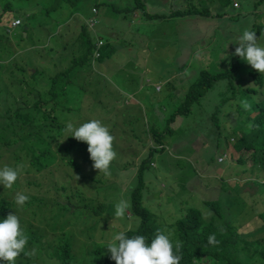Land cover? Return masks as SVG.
<instances>
[{"label": "rangeland", "instance_id": "1", "mask_svg": "<svg viewBox=\"0 0 264 264\" xmlns=\"http://www.w3.org/2000/svg\"><path fill=\"white\" fill-rule=\"evenodd\" d=\"M26 1L27 5L20 11L26 16L29 14L36 27L29 36L25 33L19 39L18 34L28 27L12 25L18 19L23 24L24 18L12 12L4 13L6 2L0 0V64L11 62L8 66H12L9 70L0 66V87L15 78L20 67L26 64L28 70L41 72L36 79L39 87L44 88L47 77L62 70L61 64L53 66L59 63L57 53L61 45L58 43L66 42L69 58L74 59L84 54V41L91 40L94 47H90L89 59L70 75L76 84L72 87L81 86L83 93L67 105L70 112L65 122L72 120L79 126L89 120H100L115 137L113 147L117 157L109 177L93 169L91 159L84 160L82 155L65 156L53 143L48 147L53 156L50 160L44 159L40 171L30 168L23 157L21 163H16L8 151H1L0 168H19L20 175L15 188L7 189L0 184V197L7 195L14 203L11 212H16L23 230L29 231L36 240L42 239L41 245L52 247L57 246L58 238L67 231L73 239L71 251L75 254L79 246L90 248L94 240L107 250L106 244L126 229V223L130 227L139 222L138 218L118 220L105 214L120 200L130 201L128 191L135 177L129 176L126 168L137 171L142 157L154 145L148 131L155 126L165 131L163 141L171 149L157 154L151 164L154 173L147 178L151 186L146 193L148 202L144 198V207L172 223L186 207L200 209L208 217L216 212L205 206L206 202H216L220 196L228 204L232 198L230 210L236 218L233 225L241 228L249 221L248 227L261 228L257 215L264 212V193L251 182L256 179L264 183L263 174L259 173L262 168L258 163L252 165L251 158L242 164L231 161V152L237 158L233 149L234 125L240 117L239 96L231 92L229 95L228 81L215 82L205 96L192 104L191 113L176 115L170 122L168 118L184 105L201 71L211 75L227 71L236 58L233 53L238 44L235 42L243 31L256 32L257 25L264 26V0H193L202 13L212 11L214 6L215 14L220 15L214 21L197 19V14L185 21L162 17L176 7L181 8L182 0L168 4L161 0H90L81 11L74 7L78 4L69 6L65 1L60 5L61 10L56 9L55 0ZM235 2L239 8L234 7ZM18 9L15 6L14 11ZM151 15L162 19L155 17L154 20ZM6 19L9 20L6 22ZM262 30L256 35L258 44L264 47ZM238 63L244 65L245 61L239 58ZM240 84L242 88L255 86L242 80ZM219 104L221 108L217 109ZM168 129L173 133L169 134ZM240 132L237 129L235 134ZM32 181L38 185H27ZM21 184H24L23 191ZM179 184L186 188L180 197L176 194ZM62 185L66 190L60 189ZM17 192L33 194L43 202L17 211L19 207L14 202ZM157 193L161 194L154 196ZM174 201L182 203L175 207ZM106 203L109 210L103 213L104 217L96 218L95 238L86 240L88 236L83 224L76 220L81 219L76 211L97 209ZM59 204H66L71 210L60 213ZM224 207L228 209L227 205ZM88 224L95 225L94 221ZM166 233L172 234V229ZM48 257L36 258L31 264H41ZM210 261L213 262L212 258ZM18 262L27 261L19 256ZM202 263L209 264L206 260L197 264Z\"/></svg>", "mask_w": 264, "mask_h": 264}, {"label": "trees", "instance_id": "2", "mask_svg": "<svg viewBox=\"0 0 264 264\" xmlns=\"http://www.w3.org/2000/svg\"><path fill=\"white\" fill-rule=\"evenodd\" d=\"M3 1L6 2L4 13L12 12L15 16H22L24 22L22 24L21 20V26L28 27L21 30L18 38L23 39L25 33L27 34L26 36H29L36 26L31 21L33 18H28L29 14L26 16L24 14L25 12L22 13L20 11L23 6L27 5V1ZM55 1L57 4L56 9L61 10V3L66 2L69 6H72L71 4H78V6L74 7L77 11H81L82 7H85L90 0ZM180 4H182L181 8L176 7L175 11L173 10L171 18L202 14L195 7L193 0H182ZM260 4L258 3V5ZM15 6H18V12L14 11ZM98 6L96 7L98 8ZM51 11L55 10L53 9ZM150 17L152 19L155 17L162 19L160 16L151 15ZM8 20L6 19V22ZM263 28L264 26L257 25L256 33H261ZM77 41H79V38ZM58 44L61 45L60 51L57 53V62L59 63L53 66L56 67L61 64L59 67L62 70L54 76L47 77L44 88L39 87L36 79L41 72L39 70H28L25 66L26 64L20 67L15 78H12L7 84L0 87V157L1 153H3L1 151L5 149L16 163H21L23 157L25 161L29 162L30 168H35L38 171L41 170L44 159L50 160V157L53 156L48 151V147L52 143L55 149L63 152L61 154L65 156L75 158L82 155L84 160L90 159L87 144L85 142H78L71 136L65 138L66 133L64 129L67 125L65 120L67 121L68 119L66 114L70 112V110H67V105L69 107V104L75 102L77 96L83 93L80 88L81 86L76 89L72 87L76 84L70 75L73 72H77L78 66H81V64L85 63V60L89 59V55L91 54L90 47H94V44H91V40L89 39L84 41V54L74 59L69 58L66 42ZM17 58H20V56H16ZM238 59L239 57L236 56L229 65V69L217 75H211L205 71H201L195 84L189 89L184 105L172 112L168 118V122L173 120L176 115H187L191 113L192 104L198 102L201 97L205 96L206 92L212 89L215 82L227 80L230 90L229 95L239 96L237 112L240 118L237 120L238 124L234 125L236 141L233 144L237 158L234 159V154L232 155L231 152V161L235 160L238 164H242L247 158H251L253 161L252 165L258 163L261 166L262 170L259 173L263 174L262 177L264 178V74L253 70L246 61L244 65L239 64ZM9 64L5 65L1 63L0 66L5 70H9L12 67L8 66ZM241 80L248 83V85H250L249 82L253 83L255 86L242 88L240 84ZM260 90H262L261 93H259ZM252 94H256L257 97L253 98ZM260 96L263 98H260ZM243 101H247L250 105L248 109L243 107ZM219 108H221L220 104L217 106V109ZM234 119L237 118L235 117ZM69 122L74 127H78L72 120H69ZM237 129L241 130L239 134H235ZM148 132L151 134L152 140H154V145L150 146L149 150L142 157L136 172L134 169L126 168L129 176L133 174L135 177L128 191L130 195V207L127 209L124 218L116 219L127 221L133 220L134 218L139 219L138 223L130 227L126 223V229L124 230L126 235L129 237L143 235L148 238V242L150 243L158 229L164 232L172 229L171 239L173 243L176 240L183 242L180 264H197L203 260H206L209 264H264V212L259 213L257 215L259 217L255 216L262 222V226L260 229L254 230L248 227L250 225L249 221L241 228H236L233 225L236 218L231 215L230 206L233 204L232 198L228 204H225L222 200L223 198L220 196L216 202H206L205 206L207 205L216 212L215 215L210 216L209 214L208 217H205L200 209L192 210L186 207L177 218L173 219L172 223L166 222L167 218L162 219L144 207V198L146 200V193L150 190L149 187L151 186L147 182V178L152 172L154 173L151 164L156 160L157 154L166 152L167 150L170 151L171 149L166 147L163 141L166 135L165 131L155 126L150 127ZM168 133H173V130L168 129ZM146 145H149L148 140L146 141ZM223 159L220 158V160ZM115 161L116 159L111 162L110 171ZM251 184L258 187L261 193H264V183H258L254 179ZM27 185L38 184L36 181H32L27 183ZM14 186L13 188H15ZM23 186L24 184H21L22 191ZM179 186L180 190L176 194L180 197L186 192V188L180 184ZM60 189L66 190V187L62 185ZM24 194L29 196V200L22 209L33 208L36 204L40 206L43 202V199L34 197L33 194ZM159 194L161 193H157L154 196L157 197ZM64 199L69 201L68 196H64ZM146 202L148 201L146 200ZM173 203L175 207H178L182 201L178 203L174 201ZM224 205L228 206L227 210H225ZM155 206L158 207L157 205ZM11 208H14V203L10 202L7 195L1 196L0 221L6 219L7 215L11 212ZM158 208L160 209V207ZM20 209L18 208L17 211ZM59 210L60 213H63L64 211H70L71 208L66 204H59ZM80 210L76 212L81 219L77 218L76 220L80 224H83L85 234L88 236L86 240H92L95 238L94 234L97 231L95 228L98 224L96 218L104 217L103 213L109 210V206L106 203V205H101L97 209L91 208L89 210L87 208L86 210ZM110 210L112 211L105 214L106 216H114L115 206L111 207ZM31 213L35 214L33 211ZM91 221L95 223L92 227L88 224ZM56 223L57 220L54 221V225ZM24 232L29 237L26 250L34 248L37 253L32 258L21 254L20 256L27 261L25 264H31L36 258H41L46 255L49 257L44 259L41 264H115V261L110 259L108 250H104V245L98 243L97 240H94V245L90 248L84 245L79 246L78 254H75V252L71 251L73 239L67 235V231L63 232L60 236L61 238H58L56 247L43 246L41 245L42 239L36 240L29 234V231L24 230ZM213 233L219 241V244L215 246L208 243V236ZM50 250L52 251L51 253ZM210 258H212L213 262L210 261ZM17 264H23V262H18Z\"/></svg>", "mask_w": 264, "mask_h": 264}, {"label": "clouds", "instance_id": "3", "mask_svg": "<svg viewBox=\"0 0 264 264\" xmlns=\"http://www.w3.org/2000/svg\"><path fill=\"white\" fill-rule=\"evenodd\" d=\"M233 55L246 61L248 65L260 74H264V47L258 44L256 32L244 30L238 41ZM242 105L248 109L250 105L243 101ZM66 137H74L78 142L87 144V151L92 160V168L111 176L110 165L117 157L113 142L115 137L110 134L109 128L100 120H89L78 127L68 123L64 129ZM20 175L19 168L4 166L0 168V184L4 188L11 189ZM29 200V196L23 192H17L14 198L15 205L22 208ZM130 204L126 200H120L115 205V218H124ZM171 233L157 230L151 242L143 235L127 236L125 231L116 233L106 244L110 253V259L115 264H180L182 259L183 242L176 240L173 243ZM29 237L21 227L20 218L10 212L6 219L0 221V264H16L17 258L23 254L32 258L36 250H26ZM210 245H217L219 241L215 234L208 236Z\"/></svg>", "mask_w": 264, "mask_h": 264}, {"label": "crops", "instance_id": "4", "mask_svg": "<svg viewBox=\"0 0 264 264\" xmlns=\"http://www.w3.org/2000/svg\"><path fill=\"white\" fill-rule=\"evenodd\" d=\"M171 1L173 0H161V2H163L164 4H168L170 3ZM236 8V7H235ZM238 8H239V4H238ZM212 11L211 10H208V11H204L201 15L198 14L196 16L197 19H202V20H216V17L219 18L220 15H216L215 14V8L214 6L212 5ZM173 12L169 13V15L167 16H162L164 19H171V15H172ZM153 16H156V15H153ZM188 18H193V16H186V17H177L176 20H182V21H185L187 20ZM155 20V18H153ZM194 19V18H193ZM203 47H206V43H204Z\"/></svg>", "mask_w": 264, "mask_h": 264}, {"label": "built area", "instance_id": "5", "mask_svg": "<svg viewBox=\"0 0 264 264\" xmlns=\"http://www.w3.org/2000/svg\"><path fill=\"white\" fill-rule=\"evenodd\" d=\"M234 7L238 8V3H237V2L234 3ZM20 25H21V20L18 19L17 21H14V22H13V25H12V26H14V27H18V26H20Z\"/></svg>", "mask_w": 264, "mask_h": 264}]
</instances>
